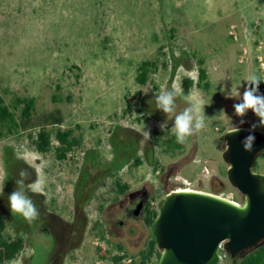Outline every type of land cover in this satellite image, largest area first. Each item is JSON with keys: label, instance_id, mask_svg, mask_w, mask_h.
Instances as JSON below:
<instances>
[{"label": "rangeland", "instance_id": "rangeland-1", "mask_svg": "<svg viewBox=\"0 0 264 264\" xmlns=\"http://www.w3.org/2000/svg\"><path fill=\"white\" fill-rule=\"evenodd\" d=\"M146 60L157 69L139 85L137 68ZM260 61L264 0H0V97L7 104L15 96L34 98L39 115L59 109V128L80 141L59 161L54 152L37 153L28 132L0 137V218L8 236L25 240L8 264H100L99 254L114 244L136 255L150 230L120 207L130 206L132 192H147L157 206L166 194L197 183L200 191L242 203L227 180L224 135L258 118L251 111L236 116L238 97L226 94L234 87L242 95L247 77H260ZM200 68L208 91L197 87ZM185 79L193 80L192 103L207 118L183 150L170 154L164 142L175 114L188 106ZM162 88H175L176 113L157 108ZM257 162L255 172L264 174V159ZM21 169L30 174L26 184L37 175L44 183L42 193L27 192L39 211L31 222L12 213L8 201ZM117 178L129 185L124 196ZM220 264L231 259L222 255Z\"/></svg>", "mask_w": 264, "mask_h": 264}, {"label": "water", "instance_id": "water-1", "mask_svg": "<svg viewBox=\"0 0 264 264\" xmlns=\"http://www.w3.org/2000/svg\"><path fill=\"white\" fill-rule=\"evenodd\" d=\"M241 129L235 135L225 133L230 148L222 158L229 165L227 180L243 202L203 191L166 194L153 224L160 251L156 264H220L221 251L242 260L264 245V174L253 170L264 153V131L255 130L253 148L245 151L241 142L250 128Z\"/></svg>", "mask_w": 264, "mask_h": 264}, {"label": "trees", "instance_id": "trees-1", "mask_svg": "<svg viewBox=\"0 0 264 264\" xmlns=\"http://www.w3.org/2000/svg\"><path fill=\"white\" fill-rule=\"evenodd\" d=\"M199 64L202 65L203 62L199 61ZM156 69V62L149 60L143 61L137 68L136 82L139 85H146L149 81L150 74ZM206 79L207 74L205 69L200 68L197 87L208 91L210 84ZM202 82H204L203 85L201 84ZM193 84L194 82L191 79H185L183 81L184 94H189ZM63 123L64 118L59 109L41 115L37 114L34 98L15 96L12 102L7 104L0 97V137L5 138L28 132V137L37 153L45 155L54 152L56 159L59 161L66 160L68 155L80 145V141L74 137L73 130H61L59 128ZM54 142L57 145H54ZM164 145H167L166 153L175 154L176 151L183 150L185 143H178L175 135H172L168 137ZM259 158L264 159V153ZM135 164H140V161H136ZM6 165L8 167L11 165L9 160ZM258 169V162H256L253 170L257 171ZM115 184L118 195L124 196L128 192L129 185L122 183L120 179L117 178ZM161 203L162 201L155 206L151 199L145 204L142 220L147 229L150 230V236L147 238L143 249L136 255H133L137 261L136 263L156 264L160 258V251L157 248L153 235V224ZM7 226L8 223L6 220L0 218V264H8L16 260L25 248V240L22 236L10 237L7 235ZM99 233L101 235L100 238L104 239V232L99 229ZM111 246V249L101 252L98 257L102 261L116 263L121 258L113 256L112 251L127 252L124 246L120 244ZM221 255L227 254L221 251ZM237 264H264V245L247 255Z\"/></svg>", "mask_w": 264, "mask_h": 264}, {"label": "clouds", "instance_id": "clouds-1", "mask_svg": "<svg viewBox=\"0 0 264 264\" xmlns=\"http://www.w3.org/2000/svg\"><path fill=\"white\" fill-rule=\"evenodd\" d=\"M246 82L248 87L245 88L242 95L233 87L231 92L226 94V98L238 97L237 100L239 102L233 104L236 116L243 118L251 111L258 118V122L251 125L249 134L241 142L245 151H251L255 142V130L257 128H264V95L259 94V85L261 83L259 76L251 74L247 77ZM176 98L177 92L175 88L170 91L162 88L154 97L157 108L166 115L176 113ZM184 100L188 103V106L175 114L174 124L169 130L171 134L175 135L178 143H184L187 137L197 134L204 129L207 118L204 113V108L202 109L198 104L192 103L191 94L185 96ZM219 113L225 114V110L221 109ZM244 123L246 121L241 119L240 124L242 125ZM160 127L162 130H165L167 128V122L161 124ZM241 130L240 126L233 125L227 129V133L229 135H235ZM147 135L149 136L148 132ZM229 148L230 145L226 143L225 150ZM29 175L27 170H20L19 178L16 180L17 188L8 196V201L12 213L19 214L31 222L39 216V211L33 200L27 195V192L34 194L42 193L44 191V183L37 175L35 181L26 184L25 181L29 178Z\"/></svg>", "mask_w": 264, "mask_h": 264}, {"label": "flooded vegetation", "instance_id": "flooded-vegetation-1", "mask_svg": "<svg viewBox=\"0 0 264 264\" xmlns=\"http://www.w3.org/2000/svg\"><path fill=\"white\" fill-rule=\"evenodd\" d=\"M127 200L129 201L130 206L124 207L123 206L124 203H122V202L120 204V207L123 209L125 217H134L136 219H138V218L142 219L143 218V210L145 208V204L148 201L147 192H145V191L132 192L128 195ZM140 204L142 205L140 214H139V216H135V211L137 210V208L139 207ZM229 258L231 259L232 264H237L240 261L239 258H232L230 256H229Z\"/></svg>", "mask_w": 264, "mask_h": 264}, {"label": "built area", "instance_id": "built-area-1", "mask_svg": "<svg viewBox=\"0 0 264 264\" xmlns=\"http://www.w3.org/2000/svg\"><path fill=\"white\" fill-rule=\"evenodd\" d=\"M260 78H261V83L259 86V92L264 95V62L260 61ZM208 167H205L203 169V173H208ZM188 187L184 189H179V190H189V191H200V186L197 183H186ZM113 256H118L121 259L118 262H108V264H139L136 263V259L133 257V255L129 253H124V252H119L115 251L113 253ZM100 264H104V261H101Z\"/></svg>", "mask_w": 264, "mask_h": 264}]
</instances>
